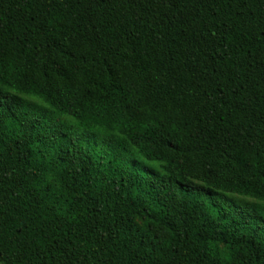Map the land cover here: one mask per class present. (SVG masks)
Wrapping results in <instances>:
<instances>
[{
    "label": "trees",
    "instance_id": "16d2710c",
    "mask_svg": "<svg viewBox=\"0 0 264 264\" xmlns=\"http://www.w3.org/2000/svg\"><path fill=\"white\" fill-rule=\"evenodd\" d=\"M0 264H264V0H0Z\"/></svg>",
    "mask_w": 264,
    "mask_h": 264
},
{
    "label": "rangeland",
    "instance_id": "374dc122",
    "mask_svg": "<svg viewBox=\"0 0 264 264\" xmlns=\"http://www.w3.org/2000/svg\"><path fill=\"white\" fill-rule=\"evenodd\" d=\"M225 196H226L227 198H234V199H236V200H238V201H241L240 204H242V203L245 204V203L254 202L253 199H251V198H247V197H235V196H232V195H230V194H226ZM224 203L226 204V202H224ZM227 203L232 204V203L230 202V200H228Z\"/></svg>",
    "mask_w": 264,
    "mask_h": 264
}]
</instances>
